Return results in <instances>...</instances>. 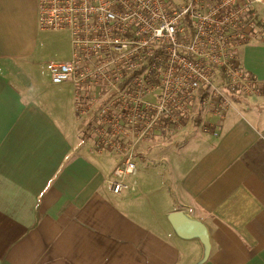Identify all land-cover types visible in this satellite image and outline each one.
I'll list each match as a JSON object with an SVG mask.
<instances>
[{
  "label": "crops",
  "instance_id": "obj_1",
  "mask_svg": "<svg viewBox=\"0 0 264 264\" xmlns=\"http://www.w3.org/2000/svg\"><path fill=\"white\" fill-rule=\"evenodd\" d=\"M38 9V0H0V264H264V40L240 49L258 91L235 98L224 121L193 107L174 133L143 140L135 189L115 193L119 156L93 147L72 84L44 92L54 85L49 62L70 58L71 45L58 30L67 55L34 59L46 30ZM189 116L217 134L200 122L192 131ZM175 211L206 227L208 253L197 236L177 234Z\"/></svg>",
  "mask_w": 264,
  "mask_h": 264
},
{
  "label": "built area",
  "instance_id": "obj_2",
  "mask_svg": "<svg viewBox=\"0 0 264 264\" xmlns=\"http://www.w3.org/2000/svg\"><path fill=\"white\" fill-rule=\"evenodd\" d=\"M38 8L39 27L66 31L71 45L70 58L49 62L50 81L72 84L93 147L119 156L115 193L135 189L143 140L174 133L193 107L224 121L235 98L260 88L240 49L264 40V0H38ZM217 128L200 122L203 132Z\"/></svg>",
  "mask_w": 264,
  "mask_h": 264
},
{
  "label": "rangeland",
  "instance_id": "obj_3",
  "mask_svg": "<svg viewBox=\"0 0 264 264\" xmlns=\"http://www.w3.org/2000/svg\"><path fill=\"white\" fill-rule=\"evenodd\" d=\"M62 32H66L64 30H61ZM67 33V32H66ZM66 35V34H65ZM68 43L65 40L64 33H60L59 31H46V30H40L38 39H37V46L34 52V59L41 62V65H45L44 61L57 56V57H65L67 55L68 51ZM36 72H38L39 77L41 78V82L47 83V79L43 72L38 67H35ZM61 84V83H60ZM44 88H46V91L44 92L46 94H53V93H59L62 94L61 88H59L57 85H44ZM237 105L235 104V107ZM196 116H189L188 121L185 123V125H188L192 131L195 129L197 130L196 125ZM83 128H85L86 132L89 133L90 125H91V119L90 123L86 122L85 120L82 121ZM83 131V129H81ZM85 133V131H83Z\"/></svg>",
  "mask_w": 264,
  "mask_h": 264
},
{
  "label": "water",
  "instance_id": "obj_4",
  "mask_svg": "<svg viewBox=\"0 0 264 264\" xmlns=\"http://www.w3.org/2000/svg\"><path fill=\"white\" fill-rule=\"evenodd\" d=\"M169 221L179 236L184 238L197 236L205 245L206 253H208L207 230L200 221L188 219L180 211L172 212L169 216Z\"/></svg>",
  "mask_w": 264,
  "mask_h": 264
},
{
  "label": "trees",
  "instance_id": "obj_5",
  "mask_svg": "<svg viewBox=\"0 0 264 264\" xmlns=\"http://www.w3.org/2000/svg\"><path fill=\"white\" fill-rule=\"evenodd\" d=\"M263 23V22H262ZM264 24V23H263ZM248 71V70H247ZM249 72V71H248ZM198 120V121H197ZM196 120V125H198L199 124V122H200V120L199 119H197Z\"/></svg>",
  "mask_w": 264,
  "mask_h": 264
}]
</instances>
